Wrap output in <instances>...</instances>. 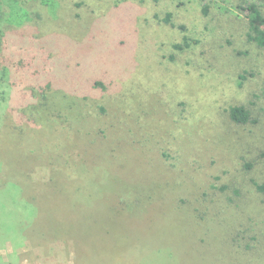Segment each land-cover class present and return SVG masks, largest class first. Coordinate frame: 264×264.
I'll return each instance as SVG.
<instances>
[{"label": "rangeland", "instance_id": "1", "mask_svg": "<svg viewBox=\"0 0 264 264\" xmlns=\"http://www.w3.org/2000/svg\"><path fill=\"white\" fill-rule=\"evenodd\" d=\"M124 1L5 0L0 264H264V49L245 16Z\"/></svg>", "mask_w": 264, "mask_h": 264}, {"label": "trees", "instance_id": "2", "mask_svg": "<svg viewBox=\"0 0 264 264\" xmlns=\"http://www.w3.org/2000/svg\"><path fill=\"white\" fill-rule=\"evenodd\" d=\"M187 2L198 4L200 2L201 4V13L205 16V22H206V28L208 29L209 26L212 24V19H208V16L211 9H214L216 14H219L220 16H228L237 14L238 16L242 15L245 16V19L247 21V28H248V39L251 42H254L259 46L260 48L264 49V0H260V4L253 2L252 0H186ZM205 1H207L205 3ZM124 0H116V4L114 6V11L119 14L121 10L125 8V4H123ZM199 5V4H198ZM5 6V0H0V33H1V20L3 21V11ZM245 14V15H243ZM120 15V14H119ZM121 17V16H120ZM171 17L172 14L168 13L167 18L165 19V22L168 24H171ZM22 17L20 16V19ZM172 26H175L172 24ZM114 27V26H113ZM119 30L114 28V31L112 33V36L118 34ZM110 39H115L112 37H109ZM198 44V41L192 40L185 36L183 38L182 43L175 44L173 47L178 52H184L185 50L191 49L193 46ZM122 45V44H121ZM119 49V47H117ZM132 48H130V51L132 52ZM129 50H125L126 53H128V56L132 53ZM110 53V52H109ZM109 55V54H108ZM1 63V62H0ZM7 71L4 69L3 75L6 76ZM77 75V73H76ZM75 78V81H78V83L82 86L84 82L80 78H76L75 74L73 75ZM90 78V77H89ZM88 78V79H89ZM243 79H246L245 76H242ZM87 79V85L89 86L90 90L93 91H107L108 87L103 82V80H99L98 78H90ZM77 87V86H75ZM264 115V107L260 108ZM228 115L230 120L237 124V125H247L249 123L255 122L253 119V112L251 109H249L247 106L244 105H231L228 109ZM257 190L264 194V184H256Z\"/></svg>", "mask_w": 264, "mask_h": 264}]
</instances>
